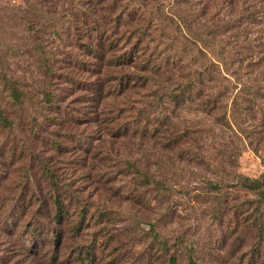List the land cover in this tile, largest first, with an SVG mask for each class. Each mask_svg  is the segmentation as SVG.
<instances>
[{"label":"trees","instance_id":"16d2710c","mask_svg":"<svg viewBox=\"0 0 264 264\" xmlns=\"http://www.w3.org/2000/svg\"><path fill=\"white\" fill-rule=\"evenodd\" d=\"M76 1L70 3L84 9ZM218 7L227 13L223 18L217 16ZM85 8L87 13L65 16L45 11L35 18L41 25V42L29 56L37 58V77L42 81L35 91L26 90L24 78L14 77L7 69L2 53L11 54V49L0 51V181L6 179L5 166L11 168L14 161L23 160L18 193L29 187L37 195V208L44 207L46 199L51 202L54 224L69 216L65 204L75 199L79 210L69 231L77 235L85 220L97 225L106 215L105 209L80 198L70 183L52 173L39 155L42 148L34 149L33 143H28L34 139L40 146L49 144L48 148L57 153L65 148L73 154L74 146H66L58 137V128L53 127L60 126L54 122L58 113L55 70L61 59L54 43L62 45L69 34L77 38L78 30L72 33L70 26L81 25L88 40L81 44L83 50L105 58L108 67L96 81L77 82L94 91L92 100L97 104L108 97L120 99L109 112L114 117L105 120L111 125L108 136L129 144L134 152L120 154L107 149L90 153V162H95V156L102 162L101 166L97 164L102 182L112 183L113 190L122 182L131 193L153 191L154 196H149L145 205L155 204L166 195V185L156 178L174 168L192 170L193 174L202 170L237 177V184L264 198L263 184L250 183L234 172L239 156L236 142L245 139L252 144L264 139V0H172L167 6L159 0H89ZM71 55L79 69L86 68L77 54ZM75 83L70 79V86ZM76 145L84 154L89 149L80 140ZM32 164L37 165L39 175L31 173ZM40 180L47 183L45 199L38 196ZM207 185L224 187L220 180H209ZM9 198L11 207L2 213L4 225L14 223L12 218L21 216L26 207L21 197ZM31 217L34 220L25 227V235L30 240L42 236V242L49 238L55 251L57 225L48 228L38 217ZM134 226L131 233L141 238L145 251L163 255L166 264H177L176 251H180L182 239L169 245L154 224L144 223L139 217ZM110 233L106 230L108 237ZM95 234L97 231L90 233L85 245L78 244L72 250L79 264H99L94 252L102 244H97ZM53 256L51 264L57 261ZM134 263L147 261L137 257ZM186 263L198 264L191 251Z\"/></svg>","mask_w":264,"mask_h":264},{"label":"rangeland","instance_id":"374dc122","mask_svg":"<svg viewBox=\"0 0 264 264\" xmlns=\"http://www.w3.org/2000/svg\"><path fill=\"white\" fill-rule=\"evenodd\" d=\"M88 1H76V4L84 5L83 9L70 3L71 0H0V51L4 47L11 49V54L2 53L5 55L4 59H7V69L14 73V77L24 78L22 85L26 90L35 91L42 85L36 72L37 58L32 60L29 56L30 51L35 50L41 42L38 38L41 25L35 18H39L45 11L65 16L87 13L85 7ZM159 2L167 6L172 0ZM216 13L218 18L227 15L222 13L221 7L216 9ZM80 29L82 30L81 25L70 26L72 33L78 30L76 35L80 46L75 44L77 38L70 37V34L62 41V45L54 43L61 59L55 70L58 113L57 122H54L60 126L53 127L58 128V137L66 146H74L71 149L73 154L66 152L65 148L62 153H57L48 148L49 144L40 146V142L34 139H29L28 143L32 142L34 149L42 148L39 155L53 170L52 173L61 181L70 183V188L80 198L89 199L99 209H105L106 215H103L97 225L92 224L93 220H85L84 228L77 235L69 231L79 210L74 199L65 204L69 216L54 224L51 202L46 199L44 207L37 208V195L32 194L29 187H24V191L18 193L23 160L14 161L11 168L9 165L5 166L4 176H7L0 181V264H51V254L57 260L55 264H60L61 261L63 264H79L80 261L74 258L72 250L78 244L85 245L90 233L94 231H97V244H102L94 252L99 264H135L137 257L143 262L147 261V264H166L163 255L149 254L151 249L145 251L147 248L141 238L136 237V233H131L135 230L137 217L144 223L154 224L156 232L169 245H175L174 242L178 239L183 240L180 251H176L177 264H187L188 251H191L198 264H264V198L255 190L237 184V177L218 172L207 174L202 170L193 174L192 170L178 171L174 168L156 178L166 185L164 200L146 205L149 196H154L153 191L142 189L131 193L122 182L115 184L117 187L113 190L112 183L102 182L97 168V164L101 166L102 162H98L96 156V163L90 162V153L107 149L120 154L134 152L129 144L108 136L107 129L111 125L105 120L114 117L109 112L120 103V99L108 97L97 104L92 100L94 91L87 84L82 86L77 82L96 81L108 67L105 58L83 50L81 44L88 40ZM71 53L85 61L87 71L86 68L79 69ZM70 79L76 81L74 86H70ZM1 84L0 80V86ZM72 118L75 120L70 122ZM78 140L89 148L87 154L82 153L81 147L76 145ZM236 145L239 156L234 172L247 178L250 183L258 181L264 185V139L252 144L242 139ZM32 168L31 173L39 175L37 165L32 164ZM209 180H220L224 187L208 186ZM37 192L38 196L45 199V194H48L46 181L40 180V190ZM8 195L21 197L26 207L21 216H18L17 210L18 218H12L14 223L4 225L2 213L11 207ZM32 214L45 227L57 225L59 238L55 251H52L49 238L42 242V236L30 240L25 235V227L34 220ZM143 225L144 229L148 228L147 224ZM106 230L111 232L110 237ZM183 247L186 250L183 251ZM113 257H116L115 260H112Z\"/></svg>","mask_w":264,"mask_h":264}]
</instances>
